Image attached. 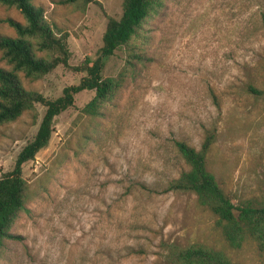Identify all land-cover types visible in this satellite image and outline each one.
<instances>
[{
    "label": "rangeland",
    "instance_id": "obj_1",
    "mask_svg": "<svg viewBox=\"0 0 264 264\" xmlns=\"http://www.w3.org/2000/svg\"><path fill=\"white\" fill-rule=\"evenodd\" d=\"M61 1L33 4L54 33L67 34V63L75 67L98 55L107 17L120 16L122 0ZM256 3L264 9V0H162L134 40L132 63L124 69V48L103 59L102 77L123 72L122 88L102 117L81 113L94 96L84 90L53 119L47 145L21 166L26 201L2 241L0 264H166L171 244L264 264L250 241L230 248L194 194L163 192L188 169L175 143L198 150L213 132L205 168L219 188L234 206L262 199L264 30ZM4 18L24 23L15 9L0 6ZM0 33L14 36L5 24ZM19 76L25 89L53 100L84 74L59 65L36 80ZM249 83L261 95L249 94ZM43 112L36 104L0 125V177Z\"/></svg>",
    "mask_w": 264,
    "mask_h": 264
},
{
    "label": "trees",
    "instance_id": "obj_2",
    "mask_svg": "<svg viewBox=\"0 0 264 264\" xmlns=\"http://www.w3.org/2000/svg\"><path fill=\"white\" fill-rule=\"evenodd\" d=\"M161 1L122 0L120 16L117 19L107 17L98 55L93 60L86 58L79 66L69 67L67 34L53 32L41 6L34 5L33 0H0V6L15 9L24 20L20 23L11 18L0 19V24L14 32V36L0 33V60L4 63V67H0V125L16 120L22 113L33 110L36 104L44 108L35 134L18 151L12 168L0 177V246L26 201L21 166L47 145L53 119L72 106L74 95L92 90L94 96L81 113L92 119L103 116L101 109L114 98L123 83V72L114 78L102 77L103 59L124 48L128 53L124 69L131 64L135 56L130 52L134 40L140 37L142 25L157 12ZM61 3L99 5L96 0H62ZM255 5L257 21L264 30V9ZM37 52L42 54L38 56ZM59 65L84 76L77 85L63 88L61 95L53 100L23 87L19 75L36 80ZM246 91L254 96L262 93L251 83L247 84ZM213 140V132H207L198 150L182 141L175 143V150L188 169L167 182L163 192L194 194L197 203L215 217L220 236L230 248H238L247 240L264 255V191L259 202L234 206L205 168V156ZM164 261L166 264H236L223 252L198 244L184 247L171 244L165 250Z\"/></svg>",
    "mask_w": 264,
    "mask_h": 264
}]
</instances>
